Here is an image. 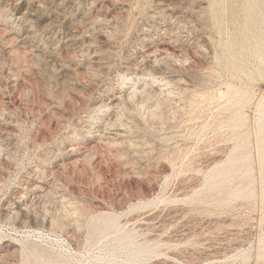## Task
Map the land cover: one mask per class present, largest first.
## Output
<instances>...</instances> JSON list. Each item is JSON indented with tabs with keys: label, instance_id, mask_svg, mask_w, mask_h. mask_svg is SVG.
<instances>
[{
	"label": "rangeland",
	"instance_id": "374dc122",
	"mask_svg": "<svg viewBox=\"0 0 264 264\" xmlns=\"http://www.w3.org/2000/svg\"><path fill=\"white\" fill-rule=\"evenodd\" d=\"M0 264H264V0H0Z\"/></svg>",
	"mask_w": 264,
	"mask_h": 264
}]
</instances>
